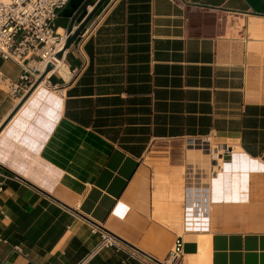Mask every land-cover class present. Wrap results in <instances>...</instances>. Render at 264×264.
I'll list each match as a JSON object with an SVG mask.
<instances>
[{"label":"crops","instance_id":"crops-1","mask_svg":"<svg viewBox=\"0 0 264 264\" xmlns=\"http://www.w3.org/2000/svg\"><path fill=\"white\" fill-rule=\"evenodd\" d=\"M61 57L26 94L0 56V264H143L92 251L93 224L160 259L180 235L179 264H264V171L240 159L264 165V12L103 0ZM206 136L223 150L194 209L189 155Z\"/></svg>","mask_w":264,"mask_h":264},{"label":"built area","instance_id":"built-area-1","mask_svg":"<svg viewBox=\"0 0 264 264\" xmlns=\"http://www.w3.org/2000/svg\"><path fill=\"white\" fill-rule=\"evenodd\" d=\"M67 2L68 0H0V56L12 59L21 65L17 79L9 82L12 92L21 90L24 92L29 89L48 62H52L53 67L47 73L58 67V58L62 57H58L56 53L62 49L67 32L58 31L54 26V19L58 10ZM25 58H32V61H24ZM2 79L0 71V80ZM208 138L209 136H206L201 143H207ZM201 146L208 147L207 144ZM226 148L227 146L224 147ZM191 171L192 169L189 170V178L194 177L190 175V173L193 174ZM199 183L198 188L205 190V187H201V181ZM190 187L192 190H188V193L194 192L195 186ZM201 191L198 190V192ZM92 229L100 233V240L92 251L107 245L124 249L128 247L129 255L143 264H179L183 242L180 235L174 239L167 256L160 259L125 243L104 226L93 224ZM15 248L20 250L18 246Z\"/></svg>","mask_w":264,"mask_h":264},{"label":"water","instance_id":"water-1","mask_svg":"<svg viewBox=\"0 0 264 264\" xmlns=\"http://www.w3.org/2000/svg\"><path fill=\"white\" fill-rule=\"evenodd\" d=\"M251 6L260 12H264V0H248ZM89 0H83L77 11L73 14L69 24L67 25L66 32L67 36L64 42V45L61 50H59L56 55L58 57H61L63 51L70 45V43L75 39V37L79 34V32L83 29L86 22L91 18V16L94 14V12L97 10L99 5L103 2V0H98L96 4L93 6V8L84 16V18L77 24L75 28H73V22L77 15V13L86 7ZM53 67L52 62H48L45 69L42 71V73L39 75V77L33 82V84L30 86L26 94L31 91L40 81L43 79L47 71Z\"/></svg>","mask_w":264,"mask_h":264},{"label":"bare ground","instance_id":"bare-ground-1","mask_svg":"<svg viewBox=\"0 0 264 264\" xmlns=\"http://www.w3.org/2000/svg\"><path fill=\"white\" fill-rule=\"evenodd\" d=\"M61 65H62V60H61V58H58V67L60 68ZM207 143H203V144H207ZM191 148H192L191 149V155H189V164H191V165L189 166V168L192 169L191 172H198L200 174V176H198L197 178H200V180H201V178H207V181H206V179H205V181L208 182L212 171H214L216 169V165H217V161H218L217 156L222 154L223 148L220 146H218V147L212 146V154L209 153L207 148H203V149H205L204 152H202L201 147H197L199 149H195V147H191ZM206 161H208V163L210 165V168H209L210 171L209 172L207 171L208 167L205 166ZM195 163H198V165L197 166L194 165ZM195 168H197L198 170L193 171V169H195ZM203 168H206V170H203ZM204 172H207L208 175L205 177L204 176L202 177L201 173L203 174Z\"/></svg>","mask_w":264,"mask_h":264},{"label":"rangeland","instance_id":"rangeland-1","mask_svg":"<svg viewBox=\"0 0 264 264\" xmlns=\"http://www.w3.org/2000/svg\"><path fill=\"white\" fill-rule=\"evenodd\" d=\"M194 165H198V163H195ZM205 166H209L210 167V165H209V163H205ZM189 170H191V169H189ZM194 170H198L197 168H195V169H193V171ZM203 170H204V168H203ZM208 170V169H207ZM190 175H192V176H194V177H190L189 179H188V181H190L189 182V188H188V190H192V188L190 187L191 185H194L195 186V188H194V192H192V191H189V199L190 200H193V204L194 205H196L197 203V201L196 200H198L199 199V196L203 199V195H204V192H198V190H201V189H199L198 188V185L200 184L199 183V180H200V178H197L198 176H200V174L198 173V172H193V174L192 173H190ZM204 175H208V173H206V174H202L201 173V176H204ZM206 180H207V178H205ZM205 179H203V180H205ZM201 180H202V178H201ZM192 195V196H191ZM202 204V203H201ZM199 209V207L196 205V206H194V209ZM201 208V207H200ZM190 209H192V207H190ZM202 209V208H201Z\"/></svg>","mask_w":264,"mask_h":264},{"label":"snow or ice","instance_id":"snow-or-ice-1","mask_svg":"<svg viewBox=\"0 0 264 264\" xmlns=\"http://www.w3.org/2000/svg\"><path fill=\"white\" fill-rule=\"evenodd\" d=\"M240 159L245 162V167H247L248 164H251L253 166L254 170H255L256 167H259V169L261 171H264V165H257L255 161H249L246 156L245 157H241Z\"/></svg>","mask_w":264,"mask_h":264}]
</instances>
